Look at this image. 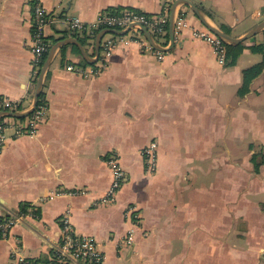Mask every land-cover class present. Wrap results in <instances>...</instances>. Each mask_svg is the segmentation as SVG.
<instances>
[{"label":"crops","instance_id":"1","mask_svg":"<svg viewBox=\"0 0 264 264\" xmlns=\"http://www.w3.org/2000/svg\"><path fill=\"white\" fill-rule=\"evenodd\" d=\"M174 1L41 0L50 47L66 35L97 61L87 62L76 44L62 46L36 135L6 130L0 222L22 218L8 236L0 232V264H19L17 256L47 264L64 216L98 242L100 264H264V164L255 169L253 161L264 154V69L244 88V71L264 59L256 50L264 31L241 43L233 65L222 64L213 45L194 35L207 29L184 5L185 25L162 60L126 36L104 63L101 51L96 56L99 32L90 40L71 27L74 18L89 25L111 9L163 15ZM190 1L234 37L264 20V0ZM33 24L30 0H0V99L21 109L33 102L39 76ZM165 36L157 40L168 47ZM152 143L150 173L143 150ZM113 157L127 179L109 204Z\"/></svg>","mask_w":264,"mask_h":264},{"label":"built area","instance_id":"2","mask_svg":"<svg viewBox=\"0 0 264 264\" xmlns=\"http://www.w3.org/2000/svg\"><path fill=\"white\" fill-rule=\"evenodd\" d=\"M33 5L34 24H33V42H34V54H35V66L38 70V74L44 63V55L48 53L50 49L49 42L46 38V28L51 22V18L41 0H30ZM174 1V0H173ZM170 13L159 15L157 17L148 18L145 15H139L137 13L124 11L121 14H102L96 22L86 25L78 19L74 18L71 21V27L76 31H87L90 34H96L103 29L110 28L115 30H124L135 24H142L148 31L157 39L168 32ZM185 25L182 15H180L176 30ZM196 37L202 38L213 45L215 51L219 57L220 63H224L226 60V44L215 34L210 31H199L194 34ZM128 37L129 40L134 39L141 43L145 50L154 51L159 60L164 58L163 52L156 50L146 40L143 33L137 29H131L123 37H119L113 34H107L101 41L100 51L102 53L101 59L104 63L111 57L113 51L118 44L124 42V37ZM69 70H75L73 65L68 66ZM37 74V75H38ZM19 102L0 99V112L3 111H21ZM46 114V106L38 104L36 110L28 117V126L21 125V119L13 117H4L0 119V152L3 151L6 143V130L13 128L16 130L17 135L35 136L37 132V124L43 119ZM144 157L147 170L154 172L157 164V149L156 144L152 143L144 149ZM109 164L113 171V182L106 194L104 202L109 204L115 202L118 192L126 182V173L123 170L119 157H113L110 159ZM22 215L20 214H8L0 222V232L3 236H8L11 229L16 226ZM62 223V238L59 246L47 264H100L104 260V253L100 249L98 242L89 237H83L78 235L67 216L61 219ZM17 256V255H16ZM19 264H43L36 260L26 258L24 256H17Z\"/></svg>","mask_w":264,"mask_h":264},{"label":"water","instance_id":"3","mask_svg":"<svg viewBox=\"0 0 264 264\" xmlns=\"http://www.w3.org/2000/svg\"><path fill=\"white\" fill-rule=\"evenodd\" d=\"M184 5L191 7V9L196 14V16L198 17L200 22L204 25V27L208 31H210L211 33L218 36L226 45L237 46V45L243 43L244 41L249 40V39L263 33V31H264V20H263L258 25H256L254 28H252L249 32H247L245 35H243L241 37H234V36L226 33L225 31H223L217 25H215L209 19V17L207 15H205V13L197 5H195L193 2H191L190 0H176L172 4L170 16H169L168 34H169V38L171 41L170 46H168V47L162 46L159 43V41L148 31V29L145 26H143L142 24H135V25H132V26H130L124 30H115V29H110V28H106V29L101 30L98 33L96 40H95L96 56H98L100 53L101 41L106 34L124 36L131 29H134V28L141 31L143 33L144 37L150 43V45L152 47H154L156 50H159L161 52L169 51L175 45V34H176L177 21L180 17V13H181L180 9ZM66 44H76L77 46H79V48L81 49V52H82L84 58L87 60V62L95 63L97 61L96 58H92L88 55V53L85 51L83 46L75 38H67V39H63V40L57 42L56 44H54L50 47V49L47 53L46 59L42 65L39 76L37 78L35 94H34L33 102L31 103V105L28 108L21 110V111H13V112L12 111H3V112H0V119H2L4 117H13V118L22 119V118H26V117L30 116L36 110V107H37L38 102H39V97L42 94V91L44 89L45 82L47 79V75H48L49 69L51 67V64L55 58V55L58 52V50Z\"/></svg>","mask_w":264,"mask_h":264},{"label":"trees","instance_id":"4","mask_svg":"<svg viewBox=\"0 0 264 264\" xmlns=\"http://www.w3.org/2000/svg\"><path fill=\"white\" fill-rule=\"evenodd\" d=\"M121 12H124V11H121V10H118V9L117 10L116 9H111L110 12H107V13H110V14H121ZM129 12L137 13L139 15H145L148 18L157 17V16H154L152 14L151 15L150 14H146V13L134 10V9L133 10H129ZM222 30L225 31L226 33L230 34V31L227 30L226 28H222ZM82 34L85 35L84 36L85 38L87 37L86 39H90V40H94L96 35H97V33L96 34H90L87 31H82ZM165 35H166L165 38L169 39L168 32ZM67 37L68 36L64 35L62 38H60V40L66 39ZM83 40H82V42L85 45V41L86 40H84V41ZM226 50H227L226 58L228 59L227 60V64L228 65H233L236 62L238 56L241 54V52L243 50V46H242V44H239L237 46L226 45ZM256 50L261 52L263 54V56H264V43L256 46ZM46 56H47V53L44 55V61L46 59ZM263 69H264V59H263V61L260 64L254 66V67H252L250 69L245 70L244 71V79H245L244 80V82H245L244 83V88H247L249 83L251 82V80L254 79L255 77H257L262 72ZM43 95L44 94H41L40 97H39V102H38L39 105L43 103ZM260 158H261L260 160H257L258 159L257 156H255L253 158L255 169H257L260 165L264 164V154ZM20 211L21 212H27V205L22 206ZM37 261L39 263H42L41 260H37Z\"/></svg>","mask_w":264,"mask_h":264},{"label":"rangeland","instance_id":"5","mask_svg":"<svg viewBox=\"0 0 264 264\" xmlns=\"http://www.w3.org/2000/svg\"><path fill=\"white\" fill-rule=\"evenodd\" d=\"M144 151V150H143Z\"/></svg>","mask_w":264,"mask_h":264}]
</instances>
